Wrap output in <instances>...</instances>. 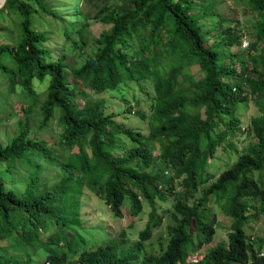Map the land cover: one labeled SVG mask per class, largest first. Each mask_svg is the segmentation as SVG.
Wrapping results in <instances>:
<instances>
[{"label": "trees", "instance_id": "1", "mask_svg": "<svg viewBox=\"0 0 264 264\" xmlns=\"http://www.w3.org/2000/svg\"><path fill=\"white\" fill-rule=\"evenodd\" d=\"M30 1L0 0V20L9 13L14 22L13 27L0 25V31L13 35L12 42H0V72L12 89L19 87L25 113L39 105L40 125L58 114L62 124L58 144L66 150L73 146L85 150H72L67 159L59 158L46 139L28 135L27 119L7 142L0 141V236L7 238L6 244H0V264H27L20 250L28 256L27 249L35 242L48 250L52 264L78 249L77 257L66 264H132L142 241L150 236L154 207L133 246L122 250L111 241L86 248L76 230L69 235L64 228L81 222L79 195L83 186L100 195L115 215H122L126 195L130 213L137 214L142 199L153 204L154 196H162L163 186L170 189L175 215L167 240L158 253H145L138 264H264V255L247 239L243 227L250 200L257 201V210L264 208V102H258L260 114L252 115L242 128L255 141L217 176H204L207 157L212 156L215 146L228 133L240 129V117L234 109L247 97L245 83L251 93L264 95V0H236L244 1L256 14L254 38L246 57L239 50L224 52L233 44L240 45L236 20L214 12L213 26L202 28L195 6L201 7L204 0H129L131 4L124 10L116 6L97 10L94 16L109 25L93 38L95 51L79 64L65 59L63 44L52 50L46 45L48 32L32 24L31 15L38 8L58 18L65 42L77 45L79 41L85 44L87 25L80 12L68 17L56 13L47 0ZM202 11L201 16L209 14L204 7ZM208 31L215 37L210 43L205 39ZM193 63L202 75H185L190 93L176 89L179 73ZM143 79L153 83L151 141H159L164 165L152 171L147 169L153 160L150 143L105 112L103 100L92 99L81 87L102 91L123 81ZM34 81L45 83L40 91ZM126 108L131 111L130 105ZM136 112L145 116L140 110ZM219 123L223 127L217 129ZM121 133L134 145L126 153L116 154L117 135ZM40 158L60 165L63 172L41 192L27 197L20 188L26 185L29 193V186L40 183ZM19 166L26 167L20 170ZM167 168L181 176L180 189L174 190L163 181ZM201 183L205 185L200 195L189 204L188 198ZM209 201L221 204L232 217L228 240L206 248L200 258L187 259L190 252L212 242L215 214L208 207ZM51 225L58 233L56 238L50 235V241L61 240L64 250L56 251L49 241H42V232Z\"/></svg>", "mask_w": 264, "mask_h": 264}, {"label": "rangeland", "instance_id": "2", "mask_svg": "<svg viewBox=\"0 0 264 264\" xmlns=\"http://www.w3.org/2000/svg\"><path fill=\"white\" fill-rule=\"evenodd\" d=\"M30 1V0H29ZM49 5L53 7L56 13L71 17L72 13L80 12L82 21H86L85 26V44H81L79 41L77 45L71 42H65L62 31H60L59 24L61 21L58 18H52L45 15L38 8L35 9L31 15L32 24L37 27H44L47 30L49 38L45 42L48 47L52 49L58 48L63 44L62 50L66 53L65 59L71 64L81 63L88 55H91L96 49V43L93 38L96 37L99 32L108 27L107 22L100 21L94 15L97 10L103 6H116L120 10H124L130 6L129 0H47ZM201 2L202 0H198ZM34 6L35 1H30ZM4 3V2H3ZM2 3V4H3ZM208 3V4H207ZM1 6V5H0ZM197 13H199L198 21L201 23L202 28L212 27L216 19V13H220L228 19L236 20V28L239 30L240 45L233 44L229 49H225L224 52L228 53L229 50L242 51L240 54L242 57H246V51L249 42L254 38L253 21H255L256 14L254 10H251L244 1L236 0H204L201 4L196 5ZM206 8L209 14H202V8ZM6 19L0 20V25L13 27L9 13H5ZM50 19V20H47ZM39 21L43 22L40 23ZM233 23V22H232ZM38 24V25H37ZM217 29V27H216ZM214 32H206L205 39L207 43H210L215 39ZM12 36H7L3 30L0 31V42H12ZM72 37L77 38L75 34ZM65 42V43H64ZM130 43V40H128ZM237 64L239 60L236 61ZM185 75H192L193 78H198L202 75V71L199 69L196 63L185 66L182 72L179 73L178 82L175 83L176 89H183L186 93H190L188 88L189 82ZM45 83L39 84L34 81V85L38 87L40 91ZM82 88L88 93V96L92 99H102L104 105V111L110 113L114 119L123 123L126 126L132 127L133 130L138 131L143 139H146L152 147L153 160L147 167L152 171L157 168H161L163 165V159L160 156V143L154 138L151 141V125L150 116L154 113V89L151 79H143L138 82L135 81H123L112 89H106L102 91H94L93 89L81 85ZM247 97L238 103L234 109L235 115L240 117V129H235L234 132L228 133L220 144L216 145L212 156L207 157V168L204 176H211L210 179L217 176V174L231 162H233L237 155L244 150L245 146L249 142H254L255 137L248 133L243 127H247L252 115L260 114L258 102H264V95L257 96V93H251L247 84L244 85ZM0 92L2 100L0 102V141L7 142L14 134L18 132L19 125L25 121L29 122L28 135L35 136L37 138H44L47 141V145L53 150V153L63 160L68 158L69 153L72 150L79 152L84 151V148H77L73 146L70 150L63 148L59 142V132L61 130V122L58 114L54 115L48 120L47 124L42 126L39 124L41 117L39 105L29 112H24V98L19 92V87L12 89L7 78L0 72ZM82 101V98H79ZM131 106V111L127 110V106ZM140 110L145 114L141 117L136 111ZM223 125L219 123L217 129L222 128ZM118 140L114 148L116 154H123L130 149L134 143L124 134H118ZM38 159V158H36ZM43 159V158H42ZM40 161L43 169L40 174V183L37 186H29V193L25 187L20 188L21 193L30 197L36 195L42 191L43 187L55 179H58L62 174L60 165L52 163L49 164L45 160ZM26 166H19L18 169L23 170ZM78 175V174H75ZM181 176H176L172 169L167 168L164 172L163 181L170 184L171 188L178 190L181 188L180 183ZM53 179V180H52ZM205 184L201 183L197 186V190L188 198V203L191 204L196 197L200 195L201 190ZM162 196L156 195L153 198V204L145 199H142V205L137 214L130 213V201L126 195L121 203L122 215H115L113 210L109 208L104 199L98 195L95 191L90 190L89 187L83 186L81 188V194L79 195V214L80 224L74 225L70 229L68 226H64L67 233L72 235L73 231H77L85 240L84 246L86 248H94L99 244H105L107 242L115 241L122 250L133 246L135 241L139 238V231L144 228L146 222L149 220L150 211L154 207L155 218L152 221V230L150 236L142 241V247L138 249L137 258L132 260V264H138L140 258L145 253H158L160 251V245L165 244L170 229V225L174 222V198L172 192L166 190L163 186L161 188ZM250 207L247 209L248 219L243 223V227L246 232L247 239L254 242V247L258 248L261 254L264 255V208L258 209L257 201L250 200ZM208 207L211 213L215 214L213 220L214 232L212 234V242L202 246V248L189 253L187 259L200 258L203 255V251L211 245L217 242L226 243L228 240L229 231L231 230L232 217L227 215L221 208V204L209 201ZM49 230L42 232V241H49L51 246L56 251L64 250V245L61 240L56 243L50 241V235L58 233V229L51 225ZM57 235L53 236L56 238ZM53 241V240H52ZM7 238L0 236V244H6ZM81 249H78L75 254H67L65 259L57 264H66V261L75 259ZM28 256L23 250H20L21 257L27 264H52L48 261V250L45 249L39 242L33 243V245L27 249Z\"/></svg>", "mask_w": 264, "mask_h": 264}, {"label": "built area", "instance_id": "3", "mask_svg": "<svg viewBox=\"0 0 264 264\" xmlns=\"http://www.w3.org/2000/svg\"><path fill=\"white\" fill-rule=\"evenodd\" d=\"M260 254H261V252H260ZM197 259V258H196Z\"/></svg>", "mask_w": 264, "mask_h": 264}, {"label": "water", "instance_id": "4", "mask_svg": "<svg viewBox=\"0 0 264 264\" xmlns=\"http://www.w3.org/2000/svg\"><path fill=\"white\" fill-rule=\"evenodd\" d=\"M3 2H4V1H3ZM3 2H2V3H3ZM1 5H2V4H1Z\"/></svg>", "mask_w": 264, "mask_h": 264}]
</instances>
